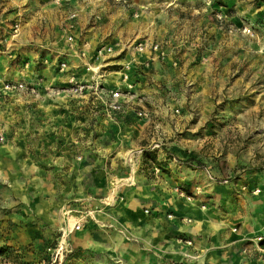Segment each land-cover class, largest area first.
Wrapping results in <instances>:
<instances>
[{
    "label": "rangeland",
    "instance_id": "rangeland-1",
    "mask_svg": "<svg viewBox=\"0 0 264 264\" xmlns=\"http://www.w3.org/2000/svg\"><path fill=\"white\" fill-rule=\"evenodd\" d=\"M52 1L10 0L12 6L0 18V56H5L0 58V66L20 69L19 56H13L18 50L14 40L26 27L24 17L49 13ZM106 2L110 13L119 9L130 21L136 37L133 51L150 53L149 60L135 63L133 72L129 62L111 67L119 71V81L123 83L120 89L131 88L134 99L141 88L146 93L141 103L133 107L136 116L148 123L135 122L121 127L112 138L106 136L104 144L114 147L103 153L102 162L80 163L84 167L96 164L98 169L94 172L102 175L104 171L108 178L99 185L90 178L84 179L83 185L98 186V192L105 191L107 195L113 180L112 189L121 184L145 187L152 183L150 180L167 178L168 189L172 188L184 203L203 210L223 206L240 209L248 216L255 209L264 210V0ZM44 17V27L54 25L50 19L46 23ZM69 20L63 33L65 41L72 35L75 48L78 23ZM92 22L91 17L86 25ZM155 44L158 49L152 51ZM136 46L143 49L139 51ZM42 58V64L49 63L47 57ZM151 59L156 60L154 65L155 60ZM22 63L26 65L27 60ZM122 74L127 76L125 82ZM45 140L44 137V143ZM4 142L0 139V144ZM32 153L35 155L36 151ZM5 158L14 161L10 153ZM124 162L130 166H123ZM78 164L68 165V184L72 188L78 184ZM132 168L142 180H133ZM118 169L122 175L131 173L119 178L114 174ZM48 170L47 162H0V195H5L0 198V262L45 264L43 260L59 233L43 224L29 231L28 235H34L30 243L19 248L7 245L6 240L14 236L17 224L6 216L10 207L5 199L22 196L28 206L44 207L48 192L53 190L46 180ZM241 223L236 221L232 233L240 236L242 254L264 261V250L258 245L264 234L246 236L239 230ZM131 238L128 235L129 240H136ZM30 252L34 256L27 259ZM99 256L91 250L76 248L67 264H124L123 258L108 253ZM140 256H134L129 264H150Z\"/></svg>",
    "mask_w": 264,
    "mask_h": 264
},
{
    "label": "crops",
    "instance_id": "crops-1",
    "mask_svg": "<svg viewBox=\"0 0 264 264\" xmlns=\"http://www.w3.org/2000/svg\"><path fill=\"white\" fill-rule=\"evenodd\" d=\"M17 1L20 0L15 3H19ZM52 3L49 13L24 17L26 27L21 28L20 35L14 40L18 50L13 56L15 53L19 56L20 69L6 64L0 66V138L6 141L0 144V162H47L46 180L53 189L48 192L44 207L28 206L23 203L22 196L6 197V204L10 207L6 216L17 224L14 236L7 239L6 244L14 248L23 247L34 236L28 235L31 234L29 231L39 229L43 224L50 225L59 233L65 222L62 211L70 208L71 221L78 216L86 217L82 227L70 236L73 254L76 248L91 250L96 257L108 253L112 257L123 258L124 264L132 263L131 259L140 255L150 264H172L173 261L176 264L264 263L260 257L242 254L240 236L232 233L236 221H242L239 230L246 236L264 234V210L255 209L251 216L240 209L223 206L203 210L197 205L184 203L172 188L168 189L167 178L158 179L157 176L145 187L121 184L112 189L113 180L107 188L111 193L98 192L100 189L95 185L105 182L108 175L104 171L102 175L94 172L98 169L96 164L84 167L80 162H102L103 153L114 147L104 144L106 136L112 138L121 127L135 122L148 123L134 113L133 106L141 103L146 94L142 88L141 94L137 93L135 99L125 104L122 113H111L105 109L100 90L123 88L119 71L111 69L112 66L129 62L133 72L135 63L149 60L150 53L133 51L132 42L136 37L130 21L121 15L119 9L110 13L106 0H53ZM9 6H12L10 0H0V18ZM73 13V21L78 23L74 31L75 50L68 47L63 33ZM44 16L46 23L50 19L54 25L44 27ZM91 17L93 22L87 26ZM101 45L111 46L112 54L92 61L91 57ZM80 51L82 56L77 54ZM2 57L5 56L2 54ZM42 57H47L49 63L42 64ZM25 60L27 63L23 65ZM58 61L67 63L65 72L57 71L55 63ZM92 62L99 67L97 72L85 70V65ZM155 63L156 60L152 65ZM71 76L78 82L97 85L99 91L96 94L85 90L79 95L63 91L58 95L47 93L50 87L64 88ZM37 77L43 78L38 95L1 92L3 81L32 83ZM37 151L45 155L41 154V157ZM9 153L14 161L5 158ZM37 157L41 159H35ZM75 162L81 164V170L78 184L72 188L68 184L71 172L67 169ZM123 166L130 164L124 162ZM131 171L122 175L118 169L114 174L123 178ZM88 178L95 183L94 186L83 185L84 179ZM142 178L134 175L133 170L134 181ZM4 197V194L0 195V198ZM128 235L136 240H129ZM135 247L141 252L138 253ZM33 256L30 252L27 259ZM0 264L15 263L2 261Z\"/></svg>",
    "mask_w": 264,
    "mask_h": 264
},
{
    "label": "built area",
    "instance_id": "built-area-1",
    "mask_svg": "<svg viewBox=\"0 0 264 264\" xmlns=\"http://www.w3.org/2000/svg\"><path fill=\"white\" fill-rule=\"evenodd\" d=\"M71 19L75 18V14L70 15ZM16 28V27H15ZM66 42L68 44V47H73V37L72 35H68L66 37ZM139 51H141L143 48L141 46H136ZM152 51H156L158 49V45L155 44L152 46ZM75 50V48H74ZM112 53V47L111 46H103L101 45L98 47L93 56L91 57L92 61H97L104 57L105 54ZM78 55L82 56L83 53L77 52ZM45 63H47L46 60H44ZM56 68L58 72H65L68 65L65 61H58L55 63ZM128 67V66H127ZM86 71L91 72H97L99 70V67L94 66L92 63H87L85 65ZM127 76L125 74H122V81L125 82V79ZM43 82L42 77H37L34 82L32 83H25V82H13V81H5L1 85V92L4 93H15V92H25L31 95H38L40 90V84ZM97 85H91L87 82H78L74 80V77L71 76L64 88H55L50 87L46 91L49 95H58L60 93L66 92L69 94H82L85 90L93 91L97 94L99 89H97ZM100 97L102 99L103 105L105 109L108 112L111 113H122L125 110V104L130 103L133 99V95L131 94V88L128 86L123 90L120 88H114V89H101L100 90ZM141 113H138L140 115ZM2 139V138H0ZM70 208H65L62 211L63 216L65 217V222L63 227L59 230V236L56 239L54 245L48 249L47 254V262L45 264H63L66 260V258L73 253V249L70 243V236L73 232L78 231L82 225L86 221L85 216H78L76 220L71 221L70 214H71ZM147 212V211H146ZM258 238V240H260Z\"/></svg>",
    "mask_w": 264,
    "mask_h": 264
},
{
    "label": "trees",
    "instance_id": "trees-1",
    "mask_svg": "<svg viewBox=\"0 0 264 264\" xmlns=\"http://www.w3.org/2000/svg\"><path fill=\"white\" fill-rule=\"evenodd\" d=\"M259 247L261 248V249H263L264 250V237L262 238V240L259 242ZM73 255V253L72 254H70L69 256L71 257ZM70 257H68V258H70ZM47 260H48V258L46 257V259L45 260H43V261H46L47 262ZM66 260H67V258H66ZM65 260V261H66ZM45 262V263H46ZM63 264H65V262L63 263Z\"/></svg>",
    "mask_w": 264,
    "mask_h": 264
}]
</instances>
